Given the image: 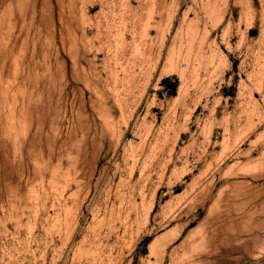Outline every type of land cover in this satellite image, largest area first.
Segmentation results:
<instances>
[{
  "label": "rangeland",
  "instance_id": "obj_1",
  "mask_svg": "<svg viewBox=\"0 0 264 264\" xmlns=\"http://www.w3.org/2000/svg\"><path fill=\"white\" fill-rule=\"evenodd\" d=\"M0 264H264V0H0Z\"/></svg>",
  "mask_w": 264,
  "mask_h": 264
},
{
  "label": "bare ground",
  "instance_id": "obj_2",
  "mask_svg": "<svg viewBox=\"0 0 264 264\" xmlns=\"http://www.w3.org/2000/svg\"><path fill=\"white\" fill-rule=\"evenodd\" d=\"M218 5H219V3H213V5L211 6V7H213L214 9L216 8L217 9V7H218ZM220 7V6H219ZM211 9V8H210ZM215 9V10H216ZM211 10H213V9H211ZM214 11V10H213ZM223 14V13H222ZM196 53V52H195ZM143 164V163H142ZM218 223V222H217ZM181 230H183V228L181 229ZM215 231V230H214ZM172 232V231H171ZM219 232V231H218ZM213 233V232H212ZM216 233V232H215ZM214 233V234H215ZM168 234V233H167ZM166 234V235H167ZM166 235H164V236H166ZM157 242H158V240L156 239L155 241H152L151 243H150V251L151 252H153L154 251V248H155V246H156V244H157Z\"/></svg>",
  "mask_w": 264,
  "mask_h": 264
}]
</instances>
